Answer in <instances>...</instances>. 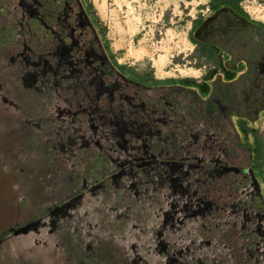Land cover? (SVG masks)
<instances>
[{
    "label": "flooded vegetation",
    "instance_id": "af4514ba",
    "mask_svg": "<svg viewBox=\"0 0 264 264\" xmlns=\"http://www.w3.org/2000/svg\"><path fill=\"white\" fill-rule=\"evenodd\" d=\"M212 1L191 32L213 62L198 86L135 90L112 69L83 0H0L15 36L0 27V71L18 87L17 137L41 150L29 174H41L49 205L26 192L19 215L5 212L0 264H264L259 137L247 124L264 114V22L249 0L238 11ZM15 240L25 255H12Z\"/></svg>",
    "mask_w": 264,
    "mask_h": 264
},
{
    "label": "rangeland",
    "instance_id": "374dc122",
    "mask_svg": "<svg viewBox=\"0 0 264 264\" xmlns=\"http://www.w3.org/2000/svg\"><path fill=\"white\" fill-rule=\"evenodd\" d=\"M210 1L83 0L85 5L90 6L92 15L97 20L94 23L97 33L102 41L105 38L110 44L116 60L121 65L131 67L141 74L152 72L158 80L162 81L188 79L196 82H201L206 72L213 68V62L207 61L191 40L193 23L210 14ZM243 6L253 18L264 22V0H249ZM4 20L0 16L2 34L13 35V27H8ZM2 75L4 76L0 71V84L6 88L10 86L11 89L7 90L5 96L0 90V231L5 223L3 222L5 212L8 211L9 214L14 212L19 215L18 210L24 209L22 204H25L27 197L29 198L28 203L30 202V195L33 191L35 192L34 200L49 206L44 201L43 194L40 193L41 188H45L40 184L41 174L38 175L39 178L33 172L29 174L32 168L36 169L41 166L42 155L39 154L41 150L35 149L31 152L23 150L25 138L17 137V130L20 126V122L17 121L20 119L17 117H19V109H24V107L21 105L22 100L18 102L16 99L18 87L5 83ZM15 78L20 79L17 75ZM20 99L23 98L20 97ZM37 123L41 124L39 119L34 120V124ZM26 124L25 122L23 125ZM247 124L251 140L257 135L264 140V114L256 123ZM68 142L67 139L61 140L62 149H68ZM72 154L77 155L74 151ZM71 176L69 173L65 174L63 181ZM26 192L30 195H26ZM137 204L140 205L138 202ZM36 213L38 214L37 211ZM28 215L29 217L23 216V219L9 218V222L7 221L10 223L9 227L15 230L16 226L28 225L27 221L34 217L32 212ZM39 215L41 216L40 213ZM50 235V233L45 234V236ZM50 241L52 242L48 240L39 243L42 251H47L46 249L51 245ZM24 246L23 240H15L11 247L12 255L15 256L22 252L25 255L27 250ZM9 256H11L10 253ZM155 260L158 264H164L161 262L164 258H154L152 263ZM16 261L18 262V257Z\"/></svg>",
    "mask_w": 264,
    "mask_h": 264
},
{
    "label": "trees",
    "instance_id": "16d2710c",
    "mask_svg": "<svg viewBox=\"0 0 264 264\" xmlns=\"http://www.w3.org/2000/svg\"><path fill=\"white\" fill-rule=\"evenodd\" d=\"M241 0H213L211 3V8L212 10H218L221 7H227L231 10L238 11L239 10V3ZM88 12L90 15L93 17V23H95L97 20H95L94 16L92 15V10L90 9V6H87ZM10 37V36H9ZM15 38L14 35H11V40ZM102 39V38H101ZM191 40L192 36H191ZM105 45L106 51L109 54V58L111 60V67L112 69H115L117 72H119V76L122 77L123 81L128 84V87H131L132 89L135 90H143V88H148V87H160V86H166V85H172V84H177V83H183L184 85L187 86H193L197 87V82L194 80H157L155 76L152 74V72H145V73H138L135 69L121 65L115 58L111 48L110 44L106 42L105 38L102 41ZM195 44V42L193 41ZM3 51V49L1 48ZM63 73V71H61ZM64 74V73H63ZM62 74V75H63ZM65 75V74H64ZM118 76V74L116 75ZM118 76V79H119ZM62 78L59 79L61 81ZM121 79V78H120ZM119 79V80H120ZM65 85V82L64 84ZM256 158L255 162L257 163L258 167L261 169V174H262V181L264 183V142L261 141V139H257L256 141Z\"/></svg>",
    "mask_w": 264,
    "mask_h": 264
}]
</instances>
